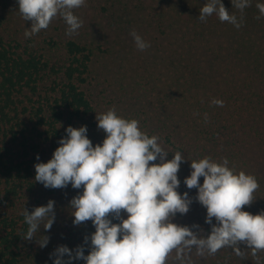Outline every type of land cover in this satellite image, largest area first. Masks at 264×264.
<instances>
[{"label": "trees", "instance_id": "1", "mask_svg": "<svg viewBox=\"0 0 264 264\" xmlns=\"http://www.w3.org/2000/svg\"><path fill=\"white\" fill-rule=\"evenodd\" d=\"M150 2L156 3L162 37L155 45L157 58L149 60L159 62L156 78L152 74L158 99L153 114L158 117L145 118L140 130L159 137L168 159L172 151L185 157L178 172L181 194L196 195L195 188L183 184L192 160L209 157L222 163L227 158L229 168L255 176L259 184L252 203L242 210L264 211V17L257 19L258 0H251L243 13L223 0L230 14L243 17L240 28L215 14L206 22L198 20L205 0H138V7L148 10ZM223 31L231 33L224 38ZM91 59V48L73 38L41 42L31 37L26 43L0 32V264H24L28 258L29 264H52L49 254L58 245L74 248L95 231L91 221L72 224L73 189L45 188L34 179V164L51 159L65 129L76 128L93 110L86 88ZM213 98L222 100L223 107L213 104ZM50 199L61 217L57 244L45 254L34 240L23 239L28 225L22 211L25 206L31 212ZM205 216L206 209L194 201L187 214H177L172 222L198 224L207 234L211 226ZM239 247L243 255L222 247L199 256L193 248L191 264H264V250L253 255L244 244ZM174 257L173 250L165 264H179Z\"/></svg>", "mask_w": 264, "mask_h": 264}, {"label": "clouds", "instance_id": "2", "mask_svg": "<svg viewBox=\"0 0 264 264\" xmlns=\"http://www.w3.org/2000/svg\"><path fill=\"white\" fill-rule=\"evenodd\" d=\"M16 3L22 18L31 22V27L25 28V38L47 29L57 16L68 26L69 36L83 26V20L73 10L85 5L86 0H16ZM230 3L243 13L251 0H230ZM256 7L257 19L264 17V2L258 0ZM199 13L201 22L213 14L236 28L243 22L242 16L238 19L230 14L223 0H205ZM130 36L138 50L150 47L135 31ZM212 103L223 107L224 102L213 98ZM95 119L97 127L106 134L102 143L93 146L86 125L68 126L51 159L34 164V179L45 188L63 189L69 185L73 189L83 188L69 202L74 217L72 224L79 226L91 221L95 228L74 248L58 245L49 254L52 264H74L75 261L165 264L173 250L174 261L191 264L189 254L193 248L199 256L206 252L215 254L222 247H232L237 255H243L240 244L252 249L253 255L264 250V211L252 214L242 210L252 203L253 194L259 188L255 176L244 171L236 173L228 167L227 158L218 163L204 157L191 161L190 175L183 179L187 189L197 190L195 197L188 192L181 194L178 172L185 161L181 152L168 159L169 153L158 143V136L150 137L140 130L138 120L123 118L114 109L96 113ZM39 159L37 154L36 160ZM194 201L206 209L205 223L211 226L207 234L198 224L187 226L172 222L177 214H187ZM54 206L55 201L51 199L31 212L24 206L22 215L28 225L24 240H35L40 248L48 245L50 237L37 238V233L41 225L45 231L52 228L56 220ZM114 219L119 223H113Z\"/></svg>", "mask_w": 264, "mask_h": 264}, {"label": "rangeland", "instance_id": "3", "mask_svg": "<svg viewBox=\"0 0 264 264\" xmlns=\"http://www.w3.org/2000/svg\"><path fill=\"white\" fill-rule=\"evenodd\" d=\"M73 11L83 20V26L76 33L67 35L68 26L62 17L57 16L47 29L32 37L41 42L49 37L57 41L73 38L91 48L92 59L86 88L93 101V110L76 125V128L86 125L87 136L95 147L96 144L102 143L106 135L97 127L96 113L114 109L123 118L138 120L140 129L144 127L140 124H143L141 121L145 118L152 117L154 120L158 117L153 114L158 99L152 92L156 83L152 74H155L156 78L155 71L159 68V62L156 60L153 64L149 60L152 61V57L157 58L155 45L162 37L156 28L158 20L154 16L155 2L149 3L148 10H142L138 7V0H86L85 5ZM169 16L171 17L170 12ZM30 27L31 22L22 18L16 0H0L1 34L27 43L29 38H25L24 32L25 28ZM132 31L149 42L150 47L143 51L138 50L130 36ZM223 33L226 38L231 32ZM169 49L166 47L168 53ZM175 153L172 151L169 159ZM66 189L73 188L69 185L64 188ZM73 190L74 195H77L83 188ZM122 214L126 213L122 210ZM60 217L56 215V220L49 231H45L41 225L37 238L49 236L50 242L46 247L40 248L34 240V246L40 252L43 250L48 254L52 247L56 246L55 236L60 225ZM24 264H29V258L25 259Z\"/></svg>", "mask_w": 264, "mask_h": 264}]
</instances>
